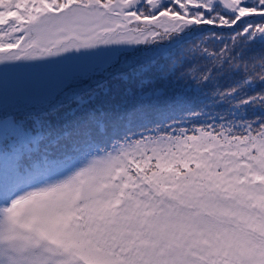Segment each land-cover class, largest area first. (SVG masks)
I'll return each instance as SVG.
<instances>
[{"label": "snow or ice", "instance_id": "obj_1", "mask_svg": "<svg viewBox=\"0 0 264 264\" xmlns=\"http://www.w3.org/2000/svg\"><path fill=\"white\" fill-rule=\"evenodd\" d=\"M0 264H264V0H0Z\"/></svg>", "mask_w": 264, "mask_h": 264}, {"label": "trees", "instance_id": "obj_2", "mask_svg": "<svg viewBox=\"0 0 264 264\" xmlns=\"http://www.w3.org/2000/svg\"><path fill=\"white\" fill-rule=\"evenodd\" d=\"M165 61H161V63H164Z\"/></svg>", "mask_w": 264, "mask_h": 264}]
</instances>
